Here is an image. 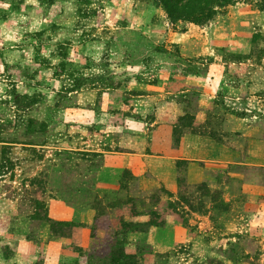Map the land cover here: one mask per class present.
<instances>
[{
	"label": "rangeland",
	"instance_id": "obj_1",
	"mask_svg": "<svg viewBox=\"0 0 264 264\" xmlns=\"http://www.w3.org/2000/svg\"><path fill=\"white\" fill-rule=\"evenodd\" d=\"M190 74L245 159L264 140L257 0L203 25H172L154 0H0V264H264V164L174 191L123 166L145 148L131 125L168 122L164 102L194 109ZM185 116L157 139L174 145Z\"/></svg>",
	"mask_w": 264,
	"mask_h": 264
},
{
	"label": "crops",
	"instance_id": "obj_2",
	"mask_svg": "<svg viewBox=\"0 0 264 264\" xmlns=\"http://www.w3.org/2000/svg\"><path fill=\"white\" fill-rule=\"evenodd\" d=\"M190 79L200 80L201 78L195 74H190L186 76L185 80L188 88L184 91L194 90L198 93L194 109H189L188 102L183 103L186 110L181 111H179L177 103L174 102L173 106L170 102H164L163 107L168 110L166 111L168 120L165 121L168 122H164L160 119L161 117L155 115L152 119L144 122L149 125L150 129L149 127L145 129L137 123L128 129V131L140 133L138 137H146L144 139L146 149L143 147L144 144L136 141L138 146L141 145L140 149L131 152L130 161L127 164L124 162L123 166H132L136 174L141 176L142 182L153 180V183L162 184L170 191L176 189L178 176H182L190 184H197L206 180L208 172L213 168L224 167L228 164H243L254 167L264 164V140L257 139L256 135L253 134L256 128H249L250 125L245 124L247 135L253 134L254 140L251 143L252 146L247 147L245 159H241L243 146L240 141L231 142L227 137L225 139V129L223 132L220 130L221 128H217L216 123H219L221 119L219 121L218 117L215 119L210 109L216 104L214 100L215 91L208 87V84H203L202 81H190ZM210 83L217 85L215 82ZM181 113L192 116V125L181 131L174 145L170 146L167 141L164 142V145L163 140L165 141V139L161 141L157 139L160 137V125L167 123L165 126L169 125L168 128L172 132V128L176 126L175 120ZM230 115L232 124H228L227 128L234 131L236 117L233 112ZM155 145L159 146V150L153 147ZM181 165L184 167L180 168ZM144 172L150 174L152 179L146 178L143 175Z\"/></svg>",
	"mask_w": 264,
	"mask_h": 264
},
{
	"label": "trees",
	"instance_id": "obj_3",
	"mask_svg": "<svg viewBox=\"0 0 264 264\" xmlns=\"http://www.w3.org/2000/svg\"><path fill=\"white\" fill-rule=\"evenodd\" d=\"M240 0H154L161 7L168 21L172 25L178 22H191L203 25L210 22L216 15L225 11L226 7ZM260 6H264V0H257ZM184 126H191L192 116H185ZM120 255H124L123 253ZM117 264L120 263L116 259Z\"/></svg>",
	"mask_w": 264,
	"mask_h": 264
}]
</instances>
